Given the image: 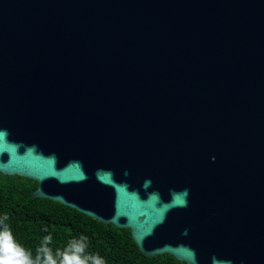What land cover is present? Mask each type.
Masks as SVG:
<instances>
[{
    "label": "water",
    "instance_id": "1",
    "mask_svg": "<svg viewBox=\"0 0 264 264\" xmlns=\"http://www.w3.org/2000/svg\"><path fill=\"white\" fill-rule=\"evenodd\" d=\"M0 173L148 257L264 264V0H0Z\"/></svg>",
    "mask_w": 264,
    "mask_h": 264
},
{
    "label": "trees",
    "instance_id": "2",
    "mask_svg": "<svg viewBox=\"0 0 264 264\" xmlns=\"http://www.w3.org/2000/svg\"><path fill=\"white\" fill-rule=\"evenodd\" d=\"M37 187V181L0 173V218L8 216L5 223L15 243L31 253L33 260L46 236L52 237L48 247L58 264L56 252H63L70 241L83 236L87 238L84 255H97L105 264H185L169 254L144 255L130 229L104 224L49 199L34 198Z\"/></svg>",
    "mask_w": 264,
    "mask_h": 264
},
{
    "label": "clouds",
    "instance_id": "3",
    "mask_svg": "<svg viewBox=\"0 0 264 264\" xmlns=\"http://www.w3.org/2000/svg\"><path fill=\"white\" fill-rule=\"evenodd\" d=\"M7 220V215L0 218V264H58L48 247L52 241L51 236L44 237L33 260L31 253L15 243L11 230L5 223ZM86 239L81 236L79 240L70 241L68 248L63 252L57 251L55 256L60 257L59 264H105V261L97 255H84L87 247Z\"/></svg>",
    "mask_w": 264,
    "mask_h": 264
},
{
    "label": "snow or ice",
    "instance_id": "4",
    "mask_svg": "<svg viewBox=\"0 0 264 264\" xmlns=\"http://www.w3.org/2000/svg\"><path fill=\"white\" fill-rule=\"evenodd\" d=\"M10 250V249H9Z\"/></svg>",
    "mask_w": 264,
    "mask_h": 264
}]
</instances>
